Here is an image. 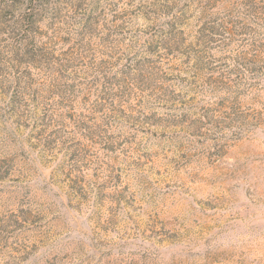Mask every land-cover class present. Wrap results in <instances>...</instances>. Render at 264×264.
I'll use <instances>...</instances> for the list:
<instances>
[{
  "label": "rangeland",
  "instance_id": "obj_1",
  "mask_svg": "<svg viewBox=\"0 0 264 264\" xmlns=\"http://www.w3.org/2000/svg\"><path fill=\"white\" fill-rule=\"evenodd\" d=\"M0 264H264V0H0Z\"/></svg>",
  "mask_w": 264,
  "mask_h": 264
}]
</instances>
